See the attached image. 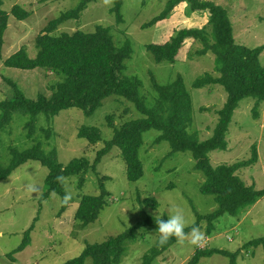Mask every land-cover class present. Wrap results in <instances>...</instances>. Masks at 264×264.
<instances>
[{
  "label": "rangeland",
  "instance_id": "rangeland-1",
  "mask_svg": "<svg viewBox=\"0 0 264 264\" xmlns=\"http://www.w3.org/2000/svg\"><path fill=\"white\" fill-rule=\"evenodd\" d=\"M84 0H3V9L8 12L9 27L5 33V45L0 54V101L11 99L13 90L8 80L18 84L27 98L36 100L40 94L50 96L56 85L65 76L60 73L24 71L7 68L4 61L25 48L30 58H35L38 49L37 37L50 21L61 14L77 8ZM224 7L233 23L235 40L250 49L264 47V0H205ZM161 0H124L122 15L124 22L117 24L111 14L114 0H98L82 13L78 20L65 23L56 32H94L101 25L112 31L117 46L130 40L133 55L127 61L126 75L137 76L143 84L141 93L149 106L155 104L157 92L152 85V75L161 86L173 83L179 75L184 78L186 88L192 98L193 123L190 134H197L200 141L213 137L218 124V112L227 101V92L220 85L196 88L195 82L207 73L215 72V55L200 56L204 46L201 42L187 40L175 63H157L148 52L151 44H166L183 29H205L212 40L213 28L209 24V12H195L188 3L178 6L171 16L153 27L144 26L158 17L166 7ZM16 5L31 13L25 21L17 20L11 13ZM264 66V51L260 57ZM256 100L247 98L241 102L233 117L227 140V151L210 154L211 164L233 165L252 157V147L256 146L258 161L250 167L242 168L238 175L246 185L264 189V103L259 106L258 117L254 116ZM111 116L116 126L143 116L128 100L112 96L92 116H86L77 109L64 110L57 115H40L34 138H27L25 125L30 116L18 112L14 114L10 126L0 135V164L4 167L11 162L10 148L20 152L41 143L45 153L55 150L62 165L73 159L94 157L112 139L113 129L107 118ZM97 127L102 133V141L90 145L78 137L81 127ZM48 132V133H47ZM50 132V136H48ZM160 133L150 130L143 134L140 159L144 176L138 182L127 179V166L121 151L115 148L106 156L98 173L107 177L105 187L109 193L108 204L99 218L84 227L75 219L76 210L84 196L100 195L99 178L90 172L83 189H78V178L66 181V192L72 194L67 210L62 211V199L52 194L41 203L46 192L45 180L49 170L39 162L31 161L19 168L9 179L0 182V264H65L84 251L88 244H101L110 237H116L149 217L163 218L170 215L169 202L183 208L190 226L197 221V214L205 216L213 213L218 205L215 198L201 192L205 182L198 171L191 152L172 153L168 142L156 143ZM142 199L155 197L159 208L153 210L142 206ZM196 210V213L195 211ZM168 218V217H167ZM30 233L29 246L20 253L15 251ZM189 226V227H190ZM199 247L189 243L191 237L177 242L155 264H188L198 250L221 249L236 253L248 243L264 238V198L241 215H225L215 225L214 232L206 235ZM158 235L151 233L127 245V253L121 264H142L143 257L156 246ZM231 259L214 255L202 259L199 264H230ZM85 264H93L87 258ZM237 264H264V249L250 248L242 251Z\"/></svg>",
  "mask_w": 264,
  "mask_h": 264
},
{
  "label": "trees",
  "instance_id": "trees-1",
  "mask_svg": "<svg viewBox=\"0 0 264 264\" xmlns=\"http://www.w3.org/2000/svg\"><path fill=\"white\" fill-rule=\"evenodd\" d=\"M97 1L84 0L77 8L50 21L36 39L35 46L38 54L35 58H30L27 50L22 48L4 61L7 68L44 71L59 75L62 73L65 78L63 82L56 85L50 96L40 94L36 100L27 98L16 82L8 80L13 96L11 99L0 101V135L10 126L14 114L18 112L30 116L25 130L27 138L32 140L40 115L49 117L64 110L77 109L86 116H92L103 102L112 96L131 102L143 118L127 121L118 127L114 124L113 118L109 116L107 120L109 127L113 129L112 139L107 141L104 148L97 151L94 157L76 158L67 165L59 163L55 150L45 153L41 143L22 152L10 148L12 156L10 164L6 167L0 164V182L9 179L28 162H39L49 170L45 180L46 192L42 196L41 203L52 194H57L63 202L62 211L59 214L61 217L69 206V202L65 203L63 199L66 194V180L71 177L78 178V189L80 190L86 184V176L90 172L95 173L99 178L101 193L98 196H84L75 214V219L87 227L99 218L108 204L109 193L105 182L109 178L100 177L98 173V167L103 159L118 148L127 166V179L130 182H138L144 176L143 163L140 159L143 134L156 130L160 133L156 143L168 142L172 153L191 152L196 163L195 168L203 173L205 182L201 187V192L213 196L218 208L205 216L197 214L194 210L197 214V221L194 225L202 228V223H205L206 235L210 236L220 218L225 215L237 217L264 198V189L257 190L246 185L238 175L242 168L250 167L258 161L256 146L252 147L251 159L233 165L222 164L214 167L210 160L212 152L228 150L227 135L235 112L242 101L247 98L255 99L254 116L258 117L257 109L264 103V66L260 64L264 47L250 49L239 45L235 40L233 23L228 11L214 2L161 0L167 1L165 10L144 28L153 27L167 20L178 6L185 3H188L190 9L195 12L210 13L209 24L213 28L212 40L205 29H183L166 44L147 46L148 52L159 64L175 63L187 40L203 44L204 48L199 53L200 56H206L209 53L215 55V72L218 76L207 73L198 79L194 86L204 88L220 85L226 90L228 96L224 107L218 112L219 121L213 137L200 141L197 134L188 132L193 123L192 98L181 75L166 86L159 85L152 75V85L157 92V99L154 105L149 106L141 93L142 81L137 76L125 74L127 61L133 55V47L129 39L123 45L117 46L111 29L101 25L91 33L76 31L56 34L61 26L78 20L88 6ZM123 5L124 0H114V6L111 9V14L115 16L119 25L124 22ZM3 6L4 2L0 0V54L5 45V33L8 30L10 18ZM11 13L19 21H25L31 16L30 12L19 5L14 6ZM78 137L86 140L90 145H97L102 141V133L97 127L79 128ZM58 176L65 178L63 184L57 181ZM137 201L142 206L153 210H157L160 205L155 197L143 200L140 194ZM156 219L158 218L149 217L101 244H88L81 255L65 264H85L87 258H92L93 264H121L127 253L128 243L135 242L151 233L158 235ZM162 219L166 220L167 217ZM33 229L34 225L26 232L23 243L15 253L23 252L29 246L30 233ZM185 231L190 233L191 226ZM177 242L173 238L164 246H159L157 243L143 257L142 264H155L156 260ZM259 247L264 249V238L248 243L236 253L221 249L198 250L188 264H199L202 259L211 258L214 255L229 257L230 264H237V259L243 250Z\"/></svg>",
  "mask_w": 264,
  "mask_h": 264
},
{
  "label": "clouds",
  "instance_id": "clouds-1",
  "mask_svg": "<svg viewBox=\"0 0 264 264\" xmlns=\"http://www.w3.org/2000/svg\"><path fill=\"white\" fill-rule=\"evenodd\" d=\"M64 177L58 176L57 181L64 183ZM64 202L67 203L72 199V194L66 192L64 196ZM170 215L167 219H162L161 217L156 219V224L158 225L156 233H158L157 243L159 246L166 245L170 240L175 238L178 242L183 243L188 236L191 237L189 243L193 246L199 247L200 244L205 239V232L202 231L201 226L192 225L191 231L186 232L185 229L190 226V221L186 216L183 208L175 203L169 202Z\"/></svg>",
  "mask_w": 264,
  "mask_h": 264
}]
</instances>
